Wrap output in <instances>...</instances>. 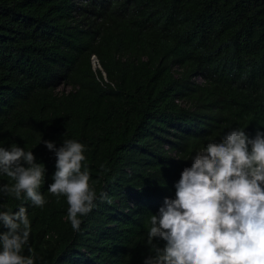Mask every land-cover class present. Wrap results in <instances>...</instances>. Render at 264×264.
Here are the masks:
<instances>
[{
    "label": "trees",
    "instance_id": "trees-1",
    "mask_svg": "<svg viewBox=\"0 0 264 264\" xmlns=\"http://www.w3.org/2000/svg\"><path fill=\"white\" fill-rule=\"evenodd\" d=\"M236 127L264 132V0H0V147L46 169L43 208L0 195V211L27 208L34 264H143L150 216ZM67 139L85 145L96 192L79 230L47 188L42 141Z\"/></svg>",
    "mask_w": 264,
    "mask_h": 264
},
{
    "label": "clouds",
    "instance_id": "clouds-1",
    "mask_svg": "<svg viewBox=\"0 0 264 264\" xmlns=\"http://www.w3.org/2000/svg\"><path fill=\"white\" fill-rule=\"evenodd\" d=\"M91 63L107 76L97 54ZM210 141L183 169L175 198L166 197L150 216L146 243L154 254L143 264H264V132L252 135L236 127ZM42 142L55 156L48 192L66 198L67 219L79 230V217L91 211L96 199L85 145L72 139L59 147ZM0 174L13 181L0 185V195L43 208L46 200L39 189L46 169L32 151L0 147ZM0 225L7 229L0 232V264H34V256L21 254L31 232L27 208L0 211Z\"/></svg>",
    "mask_w": 264,
    "mask_h": 264
}]
</instances>
